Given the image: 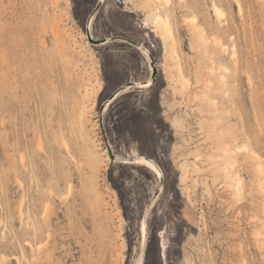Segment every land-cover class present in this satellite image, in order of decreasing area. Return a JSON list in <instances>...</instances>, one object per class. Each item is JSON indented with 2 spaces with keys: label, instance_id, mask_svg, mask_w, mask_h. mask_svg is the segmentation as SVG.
<instances>
[{
  "label": "rangeland",
  "instance_id": "1",
  "mask_svg": "<svg viewBox=\"0 0 264 264\" xmlns=\"http://www.w3.org/2000/svg\"><path fill=\"white\" fill-rule=\"evenodd\" d=\"M98 1L0 0V264H264V0H119L147 52L109 40L137 85L102 117ZM141 97L161 187L105 146L145 158L114 147Z\"/></svg>",
  "mask_w": 264,
  "mask_h": 264
},
{
  "label": "snow or ice",
  "instance_id": "2",
  "mask_svg": "<svg viewBox=\"0 0 264 264\" xmlns=\"http://www.w3.org/2000/svg\"><path fill=\"white\" fill-rule=\"evenodd\" d=\"M72 3H77V0H71ZM96 3V0H92ZM110 5L107 13L104 11V5ZM115 5V7H112ZM123 8V4L119 0H103V3L98 4V6L89 11L86 18L82 21L81 26L84 30L85 35L89 40L92 39L88 36V24L92 23L93 34L99 35V40L97 43H104L105 47L97 49L96 51L101 57L100 60V70L102 80L104 81V87L101 89L100 95L103 98L105 93H107V100L111 102L112 105L120 103L122 99L126 100L128 95L127 85H128V72L127 64L125 63V56L123 55V49L121 46H114L109 43V40H115V36L110 37V33L116 32L117 28L125 27L126 14L122 16L120 9ZM139 70V69H137ZM114 81V83H113ZM142 86H144L142 84ZM127 93L126 95H122ZM151 102L145 104L143 98L141 97L139 105L133 103L131 108V115L125 119L124 124L120 128H116L117 137L115 142V150L119 151L121 144H123L126 151L137 150L140 154H146L145 159H150L156 157L155 143L153 142L152 147H149V141L155 135V129L151 127L152 119L149 117L147 109L151 108ZM159 111L158 109L156 110ZM110 113V108H109ZM116 123H120L117 119ZM157 124L160 121H156ZM107 147V144L105 145ZM167 152H165V156ZM109 156H112V149H109ZM144 161H141L143 163ZM149 169L153 171V174L160 176V183H164V177L166 175L163 163L160 164L159 168L149 164ZM113 170L109 171V178L112 179L113 186L121 191V200L123 201L128 192L132 189L125 190V185L123 183L124 179L127 178L132 181L133 185L138 183V176L134 177L131 172L120 169L116 172L115 177H113ZM142 171V170H138ZM147 175V173H145ZM141 187L143 185L141 184ZM159 191V189H157ZM162 203V202H161ZM156 210L153 209V217L155 218ZM139 227L137 232H139ZM145 234H147V227L145 226ZM156 234V233H155Z\"/></svg>",
  "mask_w": 264,
  "mask_h": 264
},
{
  "label": "bare ground",
  "instance_id": "3",
  "mask_svg": "<svg viewBox=\"0 0 264 264\" xmlns=\"http://www.w3.org/2000/svg\"><path fill=\"white\" fill-rule=\"evenodd\" d=\"M100 2H102L103 3V0H99ZM149 2H150V0H149ZM215 9H216V15L217 16H220L222 13H221V11L217 8V7H215ZM156 20L161 24V27H163V29H164V32H163V38L164 39H166L168 36H169V34H170V28H169V25H168V22L167 21H164L162 18H161V16L160 15H157L156 16ZM156 21V22H157ZM89 28L91 29L92 28V23L90 22V24H89ZM139 49L140 50H142L143 52H142V54H146V52L147 51H145V48L143 47V46H141L140 45V47H139ZM14 71H16V70H14ZM20 71V70H19ZM12 74H13V72H12ZM23 74V73H22ZM18 75V74H17ZM23 77H24V75H22ZM136 85H137V83H136ZM139 87H141V88H145L146 87V85H144V86H142V84H139ZM130 87H127V89H129ZM108 102H110V101H108ZM107 102V103H108ZM108 108V107H107ZM115 158H116V160H115V162L116 163H118V162H129V163H131V164H137V165H139V166H143V167H145V168H147V169H149V167H148V165L149 164H152V165H154V166H156L157 168H159L158 166H157V164L155 163V162H153V161H151V160H146L145 158H133V159H120V158H117L116 156H115ZM141 161H144L143 163H141ZM149 170H151V169H149ZM152 171V170H151ZM161 179V178H160ZM239 183V182H238ZM162 185H160V187H161ZM156 197V196H155ZM147 216H148V210L146 211V214H145V218L144 219H147ZM138 264H141V260L138 262Z\"/></svg>",
  "mask_w": 264,
  "mask_h": 264
},
{
  "label": "water",
  "instance_id": "4",
  "mask_svg": "<svg viewBox=\"0 0 264 264\" xmlns=\"http://www.w3.org/2000/svg\"><path fill=\"white\" fill-rule=\"evenodd\" d=\"M100 3H102V2H100V1H98V3H97V5H96V7L98 6V4H100ZM95 7V8H96ZM89 24H90V22H89ZM89 24H88V30H89ZM88 36H90V32L88 31V34H87ZM117 39H119L120 41H123V42H127V43H129V44H131V45H134V46H136L137 48H139L140 47V44L138 43V42H136V41H133V40H130V39H127V38H124V37H119V36H116V38H115V40H117ZM92 40V39H91ZM94 42H96L97 43V41L98 40H93ZM110 41H113V40H111L110 39ZM102 43V42H101ZM101 43H98V44H101ZM157 73V69H154V71H153V76L155 75ZM130 86H136V83H130V84H128L127 85V87H130ZM107 102H108V100L102 105V107H101V113H100V116L102 117V114L104 113V110H105V107H106V105H107ZM100 123H101V126L103 127V124H102V120H101V118H100ZM106 133L104 132V130H103V137H104V140H105V143L107 144V148H108V150L109 149H111V147H110V145H109V142H108V140H107V137H106V135H105ZM112 156L114 157V158H112V157H110L113 161H115L116 160V158H115V154L113 153V151H112ZM118 163H120V164H123L122 162H118ZM161 180V179H160ZM160 185H162L161 183H160ZM160 195V192L159 191H156L155 192V196H159ZM150 209V202L148 203V206H147V210H149Z\"/></svg>",
  "mask_w": 264,
  "mask_h": 264
}]
</instances>
